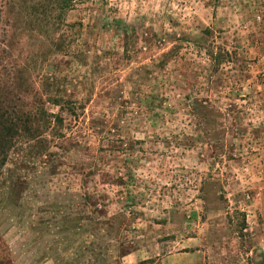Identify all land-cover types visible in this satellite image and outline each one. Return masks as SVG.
Here are the masks:
<instances>
[{"label": "rangeland", "instance_id": "rangeland-1", "mask_svg": "<svg viewBox=\"0 0 264 264\" xmlns=\"http://www.w3.org/2000/svg\"><path fill=\"white\" fill-rule=\"evenodd\" d=\"M4 1L0 82L62 123L0 163V264H264V0Z\"/></svg>", "mask_w": 264, "mask_h": 264}, {"label": "trees", "instance_id": "trees-1", "mask_svg": "<svg viewBox=\"0 0 264 264\" xmlns=\"http://www.w3.org/2000/svg\"><path fill=\"white\" fill-rule=\"evenodd\" d=\"M76 0H5L1 9L6 15L5 27L16 31L20 27L32 30L35 27L58 31L64 22V15L70 11ZM21 25V26H20ZM62 42L59 44L61 45ZM56 44V51L63 47ZM19 77H16L18 80ZM17 80L0 82V163L6 161L8 152L17 142H29L32 151L30 155L42 154L44 150L43 134L52 126L53 121L61 125L62 118L51 114L42 106V100H35L33 107H26L22 102ZM16 85V87H15ZM47 87V86H46ZM27 95V94H26ZM52 104L60 105L59 98L50 100ZM139 264H147V261Z\"/></svg>", "mask_w": 264, "mask_h": 264}, {"label": "crops", "instance_id": "crops-1", "mask_svg": "<svg viewBox=\"0 0 264 264\" xmlns=\"http://www.w3.org/2000/svg\"><path fill=\"white\" fill-rule=\"evenodd\" d=\"M260 190L258 191V194L260 195V196H263V200H264V186H261L260 188H259ZM254 206H255V209H257V204H256V202L254 203ZM263 215H264V213H263ZM263 225L264 224H262L261 225V229L262 230H264V227H263ZM262 243L261 244V246H262V248L264 247V234L261 236V239H260V241H259V243ZM123 259V256H121V260Z\"/></svg>", "mask_w": 264, "mask_h": 264}]
</instances>
